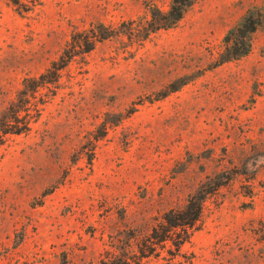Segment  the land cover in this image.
<instances>
[{
  "label": "rangeland",
  "instance_id": "rangeland-1",
  "mask_svg": "<svg viewBox=\"0 0 264 264\" xmlns=\"http://www.w3.org/2000/svg\"><path fill=\"white\" fill-rule=\"evenodd\" d=\"M14 1L0 129L40 115L0 145V264H135L147 241L142 264H264V0H196L158 31L188 0ZM192 198L190 240L151 239Z\"/></svg>",
  "mask_w": 264,
  "mask_h": 264
},
{
  "label": "trees",
  "instance_id": "trees-1",
  "mask_svg": "<svg viewBox=\"0 0 264 264\" xmlns=\"http://www.w3.org/2000/svg\"><path fill=\"white\" fill-rule=\"evenodd\" d=\"M194 1L196 0H188L189 3L185 6L181 5L180 3L179 5L176 4L167 14L161 13L159 11V16L153 18L152 25L154 31L168 30L174 28L178 23L182 21L185 13L187 12L188 7ZM14 4L19 7V10L21 9L22 5L20 0H15ZM110 37H112V35H106L104 37H99L100 38L99 40H104ZM249 40L250 39L244 40V41H248V43H246L244 47H240L238 45L231 46L230 43H228L229 41L226 40L225 42L228 45L226 51L222 54L224 56L223 63L236 61L247 56L248 53L250 52V46H251ZM46 83H51V82H46ZM38 87H40V85L36 87V91ZM35 92L30 93L27 92L26 90H23L21 92V96L22 97L26 96L28 98L36 99L34 97ZM20 112L22 111L18 110L16 112V114L12 119L13 121L11 120L10 123L8 122L9 124L5 123L2 125V128L0 129V145H2L4 142V136L22 135L29 132L31 128V123L37 120V118L40 115V109L38 108V106L34 107V109H31L29 107L26 110H24V112L26 113V116L24 117H21V114H19ZM33 112H35L34 116L32 115ZM202 209H203L202 201L199 202L198 199L192 198L188 202V204L186 205L183 211H178L174 213L176 215L174 218L172 217L166 218L169 226L164 229L163 234L161 236L157 234H153L151 239L157 240L158 238V242L166 243V242L174 241V236H177L178 238H182L178 245V250H179L182 245H184L190 240L189 231L195 228L197 222L201 217ZM147 243H150V241L144 243V247L141 248L142 255L140 256V261L135 264H142L144 259L150 258L152 256V253L147 252ZM132 264H134V262Z\"/></svg>",
  "mask_w": 264,
  "mask_h": 264
}]
</instances>
